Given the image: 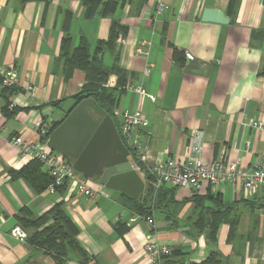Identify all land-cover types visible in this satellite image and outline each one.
<instances>
[{
  "label": "crops",
  "instance_id": "obj_1",
  "mask_svg": "<svg viewBox=\"0 0 264 264\" xmlns=\"http://www.w3.org/2000/svg\"><path fill=\"white\" fill-rule=\"evenodd\" d=\"M228 2L166 0L168 11L153 21L156 0L143 5L130 0L112 16L91 19L84 18L82 0L24 5L0 0V69L11 66L20 81L12 90H0V264H56L28 242L11 238L9 232L19 226L16 217L22 209L37 218L58 204L78 228V242L91 257L88 264H149L143 247L150 240L171 250L173 264H202L212 253L221 256V264H264V217L256 212L264 204V186L251 192L230 183L217 187L205 183L197 191L164 186L159 208L148 214L154 219L153 229L132 208L134 202L147 206L151 187L146 172L139 176L144 190L136 200L80 174L79 180L96 192L94 197L77 194L70 183L54 194L36 193L22 178L9 174L34 160L22 155L11 138L37 143L35 123H61L76 106L73 97L85 84L79 70L64 80L63 67L56 63L63 35H71L73 46L86 40L93 53L96 42L107 39L113 20L127 28L119 45V64L127 78L111 119L116 127L117 115L141 113L146 124L137 136L145 147L144 169L167 159L184 160L194 135H199L203 163L237 161L242 169H253L264 154V132L248 126L249 120L264 115L260 73L264 4L263 0H235L234 11L228 14ZM206 8L223 12L228 24L202 22ZM66 14L70 18L64 29ZM185 52L193 60H186ZM102 61L106 67L112 65L107 54ZM112 77L115 87L117 78ZM128 86L140 87L143 94L127 90ZM90 108L96 117L92 103ZM41 168L47 172L45 166ZM226 209L227 218H235V229L230 233L229 224L221 223L215 242H208L198 232L203 228L200 219L208 223L211 212L216 216ZM118 225L128 229L118 234ZM64 264L78 262L71 257Z\"/></svg>",
  "mask_w": 264,
  "mask_h": 264
},
{
  "label": "trees",
  "instance_id": "obj_2",
  "mask_svg": "<svg viewBox=\"0 0 264 264\" xmlns=\"http://www.w3.org/2000/svg\"><path fill=\"white\" fill-rule=\"evenodd\" d=\"M20 5L27 2H43L48 3V0H17ZM130 0H82L84 8V18L91 19L95 16L109 17L112 16L119 6ZM140 5L146 0H137ZM264 4V0H263ZM235 8V0H229L227 4V12L231 14ZM70 15L66 14V19L63 22V28L66 29L69 23ZM127 34V28L119 22L113 20L111 22L109 34L106 40L97 41L93 53H90V45L86 40L81 39L77 46H73L71 35L66 32L60 43V53L56 60L62 67V75L64 80L70 79L75 70H79L85 75V84L80 92L73 99L75 104L82 101L90 100L92 105L104 115H109L113 118V110L116 105L117 96L120 90L126 83L127 73L120 67V39H123ZM107 54L112 59V65L106 67L103 64L102 56ZM260 73L264 76V61ZM115 75L117 78L116 86L113 88L106 87L108 78ZM1 88V87H0ZM2 91L12 89L1 88ZM60 122L53 123L49 127L48 133L55 130ZM49 135V134H48ZM43 165L36 160H32L26 167L19 171H9L12 178H22L36 193L44 191L51 179L48 172L41 171ZM162 187L155 198L152 199V191L148 193L147 206L143 203L134 202L132 208L137 214L148 217L150 212L156 210L163 191ZM174 189V188H171ZM159 202V203H158ZM229 209L219 211L215 216L214 212L210 214V222L205 223L203 218L200 219L203 228L198 231L205 234L208 242L214 243L217 232V227L221 223H228L230 233L235 229V218L228 219ZM217 216H219L217 218ZM18 225L28 232L26 242L34 248L40 249L45 254L49 255L56 264H64L71 257L78 264H88L91 257L86 253L78 242V228L72 222L69 215L62 208L61 204L52 207L43 215L35 218L27 209H22L21 214L17 217ZM118 234L125 232L128 227L118 225L115 227ZM173 253H171L168 262ZM222 258L217 253H212L202 264H221ZM22 264H28L24 262ZM173 264V263H172Z\"/></svg>",
  "mask_w": 264,
  "mask_h": 264
},
{
  "label": "built area",
  "instance_id": "obj_3",
  "mask_svg": "<svg viewBox=\"0 0 264 264\" xmlns=\"http://www.w3.org/2000/svg\"><path fill=\"white\" fill-rule=\"evenodd\" d=\"M168 9L166 0H156L152 15L153 21L164 15ZM121 43H124V40H121ZM184 56L188 61L193 60V56L188 52H185ZM145 73L147 74L148 71L146 70ZM19 82V78L11 66L0 69L1 88L13 89L19 86ZM114 82L115 79L111 76L108 78L106 86L113 88ZM31 90V87H29L28 91ZM127 90L143 94L140 87L128 86ZM147 97L154 102L155 99L152 96L148 95ZM117 117H119L120 122L116 125V129L123 145L129 151L128 158L131 166L140 177H143V172H146L150 180L152 199L164 186L188 188L197 191L205 183L212 187L230 183L241 186L246 192L264 186V154L253 169L245 170L239 166L237 161L225 162L220 159L205 164L200 160L202 149L199 144V135L192 137L190 154L184 160L167 159L144 169L145 147L138 138L137 132L145 126L146 121L138 110L134 112L125 111ZM248 126L257 132H264V115L261 119L249 120ZM49 127L50 125L43 121L35 123L34 131L39 139L37 143L26 142L21 137H12L10 142L22 155L30 156L46 167L51 179L45 189L47 193L54 194L57 189L70 183L75 185L77 194L94 197L96 192L90 189L84 181L79 180L78 173L74 171L66 158L48 147ZM256 212L259 216L264 217V204L258 206ZM145 222L154 229L155 222L152 217H146ZM9 235L19 243H25L28 237V233L19 226L13 227ZM143 253L149 264H172L168 262L171 250L154 241L150 240L144 245Z\"/></svg>",
  "mask_w": 264,
  "mask_h": 264
},
{
  "label": "water",
  "instance_id": "obj_4",
  "mask_svg": "<svg viewBox=\"0 0 264 264\" xmlns=\"http://www.w3.org/2000/svg\"><path fill=\"white\" fill-rule=\"evenodd\" d=\"M200 20L220 25L229 22L223 12L208 8L203 9ZM90 106V100L77 104L48 136V147L86 179H98L100 186L138 199L144 184L131 166L128 149L111 117L101 116L97 108H92L97 113L93 116Z\"/></svg>",
  "mask_w": 264,
  "mask_h": 264
},
{
  "label": "rangeland",
  "instance_id": "obj_5",
  "mask_svg": "<svg viewBox=\"0 0 264 264\" xmlns=\"http://www.w3.org/2000/svg\"><path fill=\"white\" fill-rule=\"evenodd\" d=\"M25 230V229H24ZM26 231V230H25ZM27 232V231H26ZM28 233V232H27Z\"/></svg>",
  "mask_w": 264,
  "mask_h": 264
}]
</instances>
